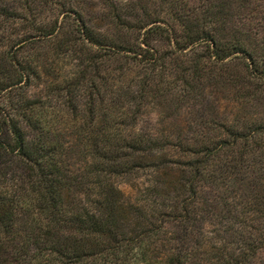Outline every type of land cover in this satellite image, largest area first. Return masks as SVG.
<instances>
[{"label":"trees","instance_id":"obj_1","mask_svg":"<svg viewBox=\"0 0 264 264\" xmlns=\"http://www.w3.org/2000/svg\"><path fill=\"white\" fill-rule=\"evenodd\" d=\"M41 3L55 22L32 19L30 58L0 66V264H264V0ZM63 48L77 70L29 98L35 61L52 70ZM150 103L189 105L186 129L115 121ZM64 112L84 120L70 150ZM119 176L141 180L143 201Z\"/></svg>","mask_w":264,"mask_h":264},{"label":"rangeland","instance_id":"obj_2","mask_svg":"<svg viewBox=\"0 0 264 264\" xmlns=\"http://www.w3.org/2000/svg\"><path fill=\"white\" fill-rule=\"evenodd\" d=\"M38 4H35L32 8V15L27 14L28 12L24 9V0H0V8H3L2 11L4 15H0V66L7 69V60L8 55H16L17 59L21 62L28 60L29 52L28 49L30 46H33L34 43L30 44L25 40L27 34L29 33L28 29L31 26V21L34 18L39 19V21H44L48 24H53L58 17L60 8L56 7L55 4H42L41 0H37ZM92 0H87L88 7L90 6ZM61 16H59L60 18ZM89 17V16H88ZM68 30V29H66ZM67 49L63 48L59 54L55 50L52 51V56L50 61L53 63L54 69L45 70V68L39 63H34L33 66H38V73L36 77L30 79L31 86L28 89L27 96L29 98H40L41 101H45V95L47 93L50 82L57 83L65 75L71 74L73 71H76V64L78 61L74 59L73 55H70ZM67 52V53H66ZM34 57V56H33ZM32 57V60H33ZM49 82V83H47ZM23 92V88H17L15 91L11 92L10 95H17V93ZM219 104L221 108L225 111L231 110V103L228 101L226 96H221L219 94ZM7 97V95H6ZM7 98H3V95H0V112L3 109H7L6 105L8 104ZM81 105L84 106V99H80ZM56 106L60 107L58 111L64 108L63 104L57 103ZM58 111H56L58 113ZM190 108L184 106L181 109V113L177 114L172 110L163 111L159 104L150 103L144 106L141 110V114H137L136 122L133 126L130 124L133 122L130 118L120 117L116 118L115 121L124 125L122 128L127 129V133L135 130L139 133L144 134H155L160 137L162 132H167V130L184 127L186 129L185 120L190 116ZM59 121L61 124L59 128V136L62 140L64 146L69 148H76L80 146L78 138V129L79 126L84 123V120L79 116V118H71L67 113H61ZM2 115H0V123H2ZM131 117V116H130ZM177 118V119H176ZM175 119V121H174ZM127 124V125H126ZM126 125V126H125ZM134 127V129H133ZM131 130V131H130ZM70 150V149H69ZM69 163H76L77 165L81 164L83 157L80 153L69 152V157L67 158ZM140 179L137 176L126 177L119 176L116 178V183L119 185L121 190L124 192L125 198L133 201L135 203H140L144 199V195L139 191Z\"/></svg>","mask_w":264,"mask_h":264}]
</instances>
